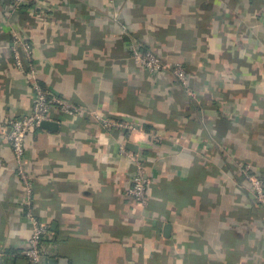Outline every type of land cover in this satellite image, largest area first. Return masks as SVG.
<instances>
[{
    "label": "crops",
    "instance_id": "1",
    "mask_svg": "<svg viewBox=\"0 0 264 264\" xmlns=\"http://www.w3.org/2000/svg\"><path fill=\"white\" fill-rule=\"evenodd\" d=\"M31 42L38 82L134 129L52 112L26 132L41 264H264V210L239 163L264 179V0H0V264H32L31 223L6 134L32 96L8 46ZM191 75L147 73L129 43ZM23 63L25 60L23 59ZM134 153L145 205L127 194Z\"/></svg>",
    "mask_w": 264,
    "mask_h": 264
},
{
    "label": "built area",
    "instance_id": "2",
    "mask_svg": "<svg viewBox=\"0 0 264 264\" xmlns=\"http://www.w3.org/2000/svg\"><path fill=\"white\" fill-rule=\"evenodd\" d=\"M35 1L39 0H14V5L19 7ZM109 1L111 4L113 3V0ZM9 28L8 46L18 71L25 73L28 79L32 101L27 114L10 120L6 138L14 156L16 177L24 191L22 207L25 217L32 225L27 246L22 250V253L32 264H41L40 246L48 227L36 218L32 207L34 177L27 165L26 132L39 127L42 121L50 120V113L52 112H59L70 117L85 118L105 129H134L137 126L134 121L111 118L100 110L85 107L68 97L57 95L48 87L41 85L35 72L31 42L16 26L11 25ZM129 48L133 60L147 73L154 74L169 68L182 86L190 88L193 82L191 75L181 63H174L168 67L158 54L152 49L142 48L138 42L129 43ZM23 59L25 63H23ZM118 148L121 154L129 155L131 158V179L126 192L135 203L146 205L151 200L148 194L149 175L141 160L134 153L125 149L123 145H119ZM239 164V172L249 182V191L252 193L256 204L264 210V179L251 172L249 162ZM1 251L0 248V253Z\"/></svg>",
    "mask_w": 264,
    "mask_h": 264
},
{
    "label": "water",
    "instance_id": "3",
    "mask_svg": "<svg viewBox=\"0 0 264 264\" xmlns=\"http://www.w3.org/2000/svg\"><path fill=\"white\" fill-rule=\"evenodd\" d=\"M41 127H54L55 124L54 122L48 121V120H44L40 123Z\"/></svg>",
    "mask_w": 264,
    "mask_h": 264
},
{
    "label": "rangeland",
    "instance_id": "4",
    "mask_svg": "<svg viewBox=\"0 0 264 264\" xmlns=\"http://www.w3.org/2000/svg\"><path fill=\"white\" fill-rule=\"evenodd\" d=\"M135 62V61H134Z\"/></svg>",
    "mask_w": 264,
    "mask_h": 264
},
{
    "label": "trees",
    "instance_id": "5",
    "mask_svg": "<svg viewBox=\"0 0 264 264\" xmlns=\"http://www.w3.org/2000/svg\"><path fill=\"white\" fill-rule=\"evenodd\" d=\"M261 177V176H260Z\"/></svg>",
    "mask_w": 264,
    "mask_h": 264
}]
</instances>
